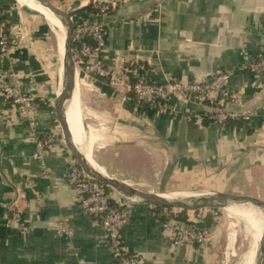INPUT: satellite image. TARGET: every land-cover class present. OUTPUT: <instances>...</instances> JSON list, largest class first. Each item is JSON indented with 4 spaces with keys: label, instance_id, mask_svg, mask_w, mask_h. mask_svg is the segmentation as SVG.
I'll return each mask as SVG.
<instances>
[{
    "label": "crops",
    "instance_id": "obj_1",
    "mask_svg": "<svg viewBox=\"0 0 264 264\" xmlns=\"http://www.w3.org/2000/svg\"><path fill=\"white\" fill-rule=\"evenodd\" d=\"M64 2L74 10L89 0ZM43 3L49 5L47 0H0L11 36L0 69L11 67L21 89L35 97L34 126L0 99V264H119L101 225L83 212L77 193L66 182L68 164L74 159L56 116L50 114L62 67V30L60 35L55 27L60 21L52 17V22L39 7L44 8ZM26 7L44 16L51 29ZM87 11L73 20L103 23L99 57L109 70L124 72L129 82L132 71L153 84L168 77L191 82L229 73L227 87L237 99L225 108L250 117L240 127L226 129L206 119L216 109L209 102L173 97L168 111L140 105L128 90L77 68L79 82L73 91L83 145L82 140L81 149L74 144L85 158L141 190L163 185L206 192L173 191L160 194L162 198L217 193L264 201V70L254 74L246 68L248 58L264 64V0H120L103 17ZM51 30L58 56L51 50ZM50 135L55 142L44 158H33L36 140ZM11 204L20 212L17 221L11 219ZM153 207L130 203L131 217L122 231L125 248L139 264L227 263L232 242L223 248L218 222L208 229L206 244L175 246ZM167 211L159 212L167 216ZM61 222L66 223L67 234L56 231Z\"/></svg>",
    "mask_w": 264,
    "mask_h": 264
},
{
    "label": "built area",
    "instance_id": "obj_2",
    "mask_svg": "<svg viewBox=\"0 0 264 264\" xmlns=\"http://www.w3.org/2000/svg\"><path fill=\"white\" fill-rule=\"evenodd\" d=\"M119 2L120 0H95L96 14L105 16ZM72 24V59L76 68H84L94 77L105 79L112 87L128 90L133 94L138 104L168 111L170 100L173 97H178L192 102L215 104L216 109L206 116V119L215 126L222 127L227 120L248 121L250 115L247 112L229 111L225 108L226 103L235 102L237 99L236 94L227 87L229 73H217L210 80L191 82H182L168 77L160 84H153L130 71L134 77V82L131 83L124 72L109 70L99 57V48L105 38L103 23H90L76 19L72 20ZM88 41L94 42L95 46L89 45ZM10 44V32L0 7L1 59L8 56ZM246 68L254 74H259L264 70V64L257 58H248ZM0 99L12 106L30 126L35 125L31 118L35 97L21 89L20 78L11 67L0 69ZM45 105L49 107V104ZM50 114L55 116L54 110H50ZM54 142L55 136L51 135L37 139L33 158L42 160L47 147ZM66 182L77 193L83 212L97 220L101 225L113 258L119 264H139L138 257L125 248L122 233L131 217L129 204L134 201L121 195L116 196L113 193H108L107 189L110 188L86 175L75 160L68 164ZM111 199L114 200L117 208L110 206ZM9 212L13 221L19 220L20 212L15 204L9 206ZM172 213L176 215L177 212L172 209ZM208 216L218 219L217 210H196L195 215L193 214L191 217L188 215V220L193 223H201ZM66 227V223L61 222L55 229L60 234H67ZM162 227L172 235L175 246L179 244L204 245L209 241V230L197 229L176 219L162 223Z\"/></svg>",
    "mask_w": 264,
    "mask_h": 264
},
{
    "label": "water",
    "instance_id": "obj_3",
    "mask_svg": "<svg viewBox=\"0 0 264 264\" xmlns=\"http://www.w3.org/2000/svg\"><path fill=\"white\" fill-rule=\"evenodd\" d=\"M47 1L49 5L53 7L50 4L49 0ZM91 6H93V0H89L87 6L71 10L67 13L61 12L57 8L53 7L58 12V15L56 16L54 14V16L60 21L62 27L65 30L62 72L59 73V76L56 80V92L53 107L57 122L61 129L65 146L69 150L73 159L80 166L83 172L89 177H91L93 180L106 185L118 194H123L125 198L131 199L134 202H139L142 204H148L161 208H171L185 211H196L200 209L225 210L231 207L251 206L256 211L261 212L263 226V232L261 233L260 239L258 241L257 248L253 256L252 264H264V201L252 196L217 193H207V196L200 198H193L189 196L174 199H165L162 198L160 194L140 190L122 180H119L111 175L106 174L105 172L102 173L98 170H95L92 165L87 161L85 156L76 147L73 142L65 117V104L71 98L73 87L75 84V75L77 73V68L72 59V20L77 16L81 15L82 13L86 12ZM27 10L31 14L37 16L39 19L44 21L51 29L49 22L44 16H42L37 11L31 10L29 8H27Z\"/></svg>",
    "mask_w": 264,
    "mask_h": 264
},
{
    "label": "rangeland",
    "instance_id": "obj_4",
    "mask_svg": "<svg viewBox=\"0 0 264 264\" xmlns=\"http://www.w3.org/2000/svg\"><path fill=\"white\" fill-rule=\"evenodd\" d=\"M50 4L57 8L59 11L67 13L71 11V9L67 6V4L63 0H49ZM50 39H51V50L54 52V54H57L58 56V47H57V37L51 30L50 32ZM61 48L59 45V52ZM134 187V186H133ZM136 188V187H135ZM111 190V193L115 194L116 196H123L122 194L116 193L114 190ZM141 190V189H140ZM165 186H160L159 189H153L149 192L156 193V194H163V193H176L178 192H196V193H206L199 191L198 188H192L188 190L183 191H176L174 188H170V190ZM145 191V190H143ZM115 192V193H114ZM176 212H179L178 209H173ZM218 212V219L217 222L220 225L221 228V244L223 248L226 246H229V243L232 242V245L228 247V252L225 255L226 258V264H242V262L245 260V254L247 251H249L250 247V241L251 237L248 234V226L247 223L240 218H236L234 215H230L229 212L223 209H216ZM190 217L193 216V214H196V211H188L187 213ZM252 242V241H251ZM227 250V249H226ZM230 251V252H229Z\"/></svg>",
    "mask_w": 264,
    "mask_h": 264
},
{
    "label": "bare ground",
    "instance_id": "obj_5",
    "mask_svg": "<svg viewBox=\"0 0 264 264\" xmlns=\"http://www.w3.org/2000/svg\"><path fill=\"white\" fill-rule=\"evenodd\" d=\"M39 7L44 11L45 14L51 16L50 20L52 22L54 21L52 19V17L55 18L54 14L56 16L58 15V12L53 7H51L50 5H48L46 3H43V7L46 8L48 11L46 9L42 8L41 6H39ZM55 19H57V18H55ZM56 24L57 25H55V27L57 28V31L59 32L60 35H61V30H62V40H61V50L60 51H62V55H63V53H64L63 45H64V41H65V37H64L65 30H63V27H62L61 23H56ZM61 27H62V29H61ZM61 72H62V67H61ZM77 79H78V77L75 76V87H76ZM78 82H79V79H78ZM69 103H70V100L65 104V111H66V108H67ZM76 104L77 103H76V98H75V91H73V97H72L71 103L69 104V107H68V110H67V113H66V120H67L68 126L70 124L69 131H70V133L72 135L74 143L77 146L80 147L81 146V144H79V142H81L80 140H82L81 143L83 145V126H82V124L80 122L81 121V115H80V112H79V107L78 106L75 107ZM72 111H73V113H72ZM77 111L79 113L80 120H79ZM76 132L78 134H80L82 137L78 138L77 137L78 135L76 136ZM73 135L75 136L76 142H75V139H74ZM91 140H93V139H91ZM80 149H81V147H80ZM87 161L92 165V167L95 170H98V171L102 172L99 168H97L88 159H87ZM189 196L192 197V195H177V194H175V195H172V196H168V198L169 199H174V198L189 197ZM165 199H167V198H165ZM241 207L242 208H230V209H227L226 211H229V213L231 215L236 216V218L238 217L240 219H243L247 223V226H248V231L247 232H248L249 236L251 237V241L252 242L250 241V243H251L250 244V248H249V251L245 254V258H244L245 260L243 261V264H252L253 256H254V253H255V247H256L255 244L258 242V240H259V238L261 236L262 230H263L262 214H261V212L256 211L255 209H253L251 206H241ZM251 253H253L252 258L249 261L246 262L248 256Z\"/></svg>",
    "mask_w": 264,
    "mask_h": 264
},
{
    "label": "trees",
    "instance_id": "obj_6",
    "mask_svg": "<svg viewBox=\"0 0 264 264\" xmlns=\"http://www.w3.org/2000/svg\"><path fill=\"white\" fill-rule=\"evenodd\" d=\"M87 12H95L96 13V9L94 6H92L91 8L88 9ZM88 44L91 45V46H95L94 42L92 41H88ZM132 73H128L129 75V78L131 79L130 82L133 83L134 82V79H132V76H131ZM209 122V121H208ZM246 121H243V120H227L223 125L222 127L226 128V129H232L233 127H240L241 125H243ZM210 123V122H209ZM211 124V123H210ZM108 193H111V190L110 189H107ZM110 206L113 207V208H117L114 200H110ZM154 212H155V215L158 216V219L164 223V222H167L168 220L170 219H176L186 225H192L194 226L195 228L197 229H202V230H208L210 229L212 226L216 225L217 224V219H213L212 217L208 216L206 218V220L204 222H201V223H193L191 221L188 220V211H185V210H180L179 212L176 213V215H174L172 213V209L171 208H166L168 211V215L167 216H164V215H161L159 211L163 210L164 208H161V207H157V206H154ZM161 209V210H160Z\"/></svg>",
    "mask_w": 264,
    "mask_h": 264
}]
</instances>
